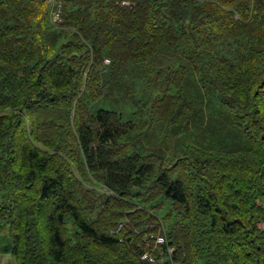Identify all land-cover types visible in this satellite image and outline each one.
I'll list each match as a JSON object with an SVG mask.
<instances>
[{
  "label": "trees",
  "instance_id": "16d2710c",
  "mask_svg": "<svg viewBox=\"0 0 264 264\" xmlns=\"http://www.w3.org/2000/svg\"><path fill=\"white\" fill-rule=\"evenodd\" d=\"M48 3L0 0V256L264 264V0Z\"/></svg>",
  "mask_w": 264,
  "mask_h": 264
},
{
  "label": "built area",
  "instance_id": "2783aa9c",
  "mask_svg": "<svg viewBox=\"0 0 264 264\" xmlns=\"http://www.w3.org/2000/svg\"><path fill=\"white\" fill-rule=\"evenodd\" d=\"M54 17L57 19L59 17V14L57 13ZM257 226H258L259 229L264 230V220L259 221ZM152 236H155V238H156V241H155L156 244L164 241V237L163 236H161V235H154L153 233L147 234L145 236V238H144L145 241L147 240L148 237L151 238ZM172 250L173 249L170 248V251H172ZM143 258H148L150 260H153V257L149 254V252H145Z\"/></svg>",
  "mask_w": 264,
  "mask_h": 264
},
{
  "label": "rangeland",
  "instance_id": "374dc122",
  "mask_svg": "<svg viewBox=\"0 0 264 264\" xmlns=\"http://www.w3.org/2000/svg\"><path fill=\"white\" fill-rule=\"evenodd\" d=\"M129 103V102H128ZM128 103H125L123 106H124V108L127 110V111H129L128 109L130 108V107H127L128 105H130V104H128ZM145 238V237H144ZM0 263L1 264H15V260H14V258L12 257V256H10V255H8V254H2L1 256H0Z\"/></svg>",
  "mask_w": 264,
  "mask_h": 264
}]
</instances>
